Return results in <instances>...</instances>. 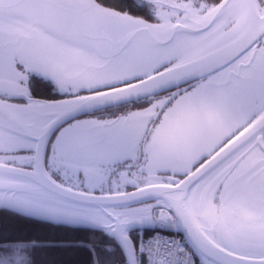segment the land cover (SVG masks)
<instances>
[{"label":"snow or ice","instance_id":"6c2138e0","mask_svg":"<svg viewBox=\"0 0 264 264\" xmlns=\"http://www.w3.org/2000/svg\"><path fill=\"white\" fill-rule=\"evenodd\" d=\"M0 264H264V0H0Z\"/></svg>","mask_w":264,"mask_h":264},{"label":"trees","instance_id":"16d2710c","mask_svg":"<svg viewBox=\"0 0 264 264\" xmlns=\"http://www.w3.org/2000/svg\"><path fill=\"white\" fill-rule=\"evenodd\" d=\"M26 227L29 230L37 232V233H49V234H52V235L67 236V237H70V238H74L75 236L78 235L76 233H70V232H55L54 230H49V229L42 228L39 225H28ZM72 259L74 261H83V260L86 259V255L83 254V253H80V254L74 255L72 257Z\"/></svg>","mask_w":264,"mask_h":264}]
</instances>
